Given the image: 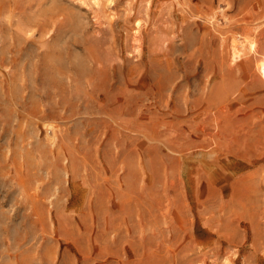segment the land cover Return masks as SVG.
Here are the masks:
<instances>
[{
    "label": "rangeland",
    "instance_id": "rangeland-1",
    "mask_svg": "<svg viewBox=\"0 0 264 264\" xmlns=\"http://www.w3.org/2000/svg\"><path fill=\"white\" fill-rule=\"evenodd\" d=\"M0 264H264V0H0Z\"/></svg>",
    "mask_w": 264,
    "mask_h": 264
},
{
    "label": "bare ground",
    "instance_id": "bare-ground-1",
    "mask_svg": "<svg viewBox=\"0 0 264 264\" xmlns=\"http://www.w3.org/2000/svg\"><path fill=\"white\" fill-rule=\"evenodd\" d=\"M237 48V47H236Z\"/></svg>",
    "mask_w": 264,
    "mask_h": 264
}]
</instances>
